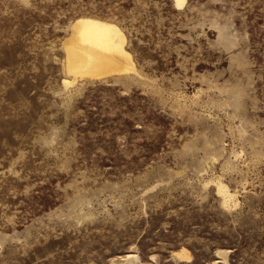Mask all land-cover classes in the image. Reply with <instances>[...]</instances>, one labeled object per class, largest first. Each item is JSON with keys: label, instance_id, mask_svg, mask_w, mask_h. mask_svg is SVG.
<instances>
[{"label": "rangeland", "instance_id": "obj_1", "mask_svg": "<svg viewBox=\"0 0 264 264\" xmlns=\"http://www.w3.org/2000/svg\"><path fill=\"white\" fill-rule=\"evenodd\" d=\"M82 15L136 72L63 85ZM112 263L264 264V0H0V264Z\"/></svg>", "mask_w": 264, "mask_h": 264}, {"label": "bare ground", "instance_id": "obj_2", "mask_svg": "<svg viewBox=\"0 0 264 264\" xmlns=\"http://www.w3.org/2000/svg\"><path fill=\"white\" fill-rule=\"evenodd\" d=\"M173 1L180 6L185 0ZM125 42V34L115 22L88 15L76 17L62 44L63 85L67 87L80 77L136 72L132 54L125 48ZM216 186L222 203L229 206L234 200L233 193L220 181L216 182ZM178 255L189 257L184 251L178 252ZM130 258L133 256L128 255L127 259Z\"/></svg>", "mask_w": 264, "mask_h": 264}]
</instances>
